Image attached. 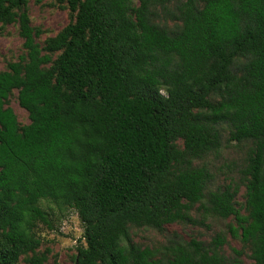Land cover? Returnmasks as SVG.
I'll list each match as a JSON object with an SVG mask.
<instances>
[{"label": "trees", "instance_id": "trees-1", "mask_svg": "<svg viewBox=\"0 0 264 264\" xmlns=\"http://www.w3.org/2000/svg\"><path fill=\"white\" fill-rule=\"evenodd\" d=\"M56 2L72 18L40 43L27 0H0V26L17 23L23 47L0 71V264H46L44 201L77 214L74 264H239L220 253L222 235L133 241L131 226L162 232L197 203L234 216L233 236L264 264V0ZM13 90L27 124L7 106ZM226 128L249 153L239 182L206 190L194 162Z\"/></svg>", "mask_w": 264, "mask_h": 264}, {"label": "rangeland", "instance_id": "rangeland-1", "mask_svg": "<svg viewBox=\"0 0 264 264\" xmlns=\"http://www.w3.org/2000/svg\"><path fill=\"white\" fill-rule=\"evenodd\" d=\"M27 11L31 25L38 27L41 34L37 40L42 43L49 36H53L72 18L64 3L56 0H27ZM164 24L173 26V21L164 19ZM23 53L22 38L18 34L17 23L0 26V71L5 69L7 62L15 61ZM17 90H13L8 99L7 106L12 108L20 124L29 122L25 109L17 102ZM181 145V142H178ZM249 153L247 143H237L228 140V129L221 132L220 147L209 153L202 160L194 162L196 165L204 164L210 174L206 190H213L234 180L239 182V170ZM245 187L239 185L236 196V207L245 214ZM43 207H51L53 215L51 228L39 225L36 229L41 238L39 250L48 248L50 250L46 264H51L56 259L60 264H74L76 246L83 242L82 228L77 214L72 210L59 212L51 202H42ZM191 220L183 223H173L165 226L162 232L148 227H130L133 241L144 247H161L168 243L174 236L183 240L195 239L203 244H209L217 235L225 237V243L219 248L220 253L227 259L228 263L236 259L239 264H254L251 258L249 244L243 242L238 236H233V230L237 227L234 216L221 218L203 212L199 204H195L189 211ZM239 233V230L237 231ZM16 264H27L21 257Z\"/></svg>", "mask_w": 264, "mask_h": 264}]
</instances>
